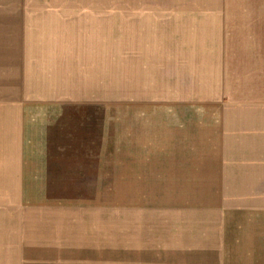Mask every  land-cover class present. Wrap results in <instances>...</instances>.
Wrapping results in <instances>:
<instances>
[{
    "label": "rangeland",
    "instance_id": "1",
    "mask_svg": "<svg viewBox=\"0 0 264 264\" xmlns=\"http://www.w3.org/2000/svg\"><path fill=\"white\" fill-rule=\"evenodd\" d=\"M23 103L72 109L73 195L0 194V223L72 202L99 240L36 264H264V195L209 178L220 109L264 105V0H0V107Z\"/></svg>",
    "mask_w": 264,
    "mask_h": 264
},
{
    "label": "crops",
    "instance_id": "2",
    "mask_svg": "<svg viewBox=\"0 0 264 264\" xmlns=\"http://www.w3.org/2000/svg\"><path fill=\"white\" fill-rule=\"evenodd\" d=\"M42 80L40 78V82ZM32 83L40 89L39 82L32 80ZM40 109L24 103L18 107H0V194L23 196L34 193L31 188L43 186L44 190L46 188L44 194L52 195L54 191L50 188L62 190L65 186L62 193L73 195L72 158L69 157L72 122H67L72 109L69 106L54 108L57 112L53 123H48L47 117L42 119V114L36 113ZM220 111H223L219 113L223 115V121L217 124L218 134L212 133L209 138L210 142L214 140L210 144L217 148L214 158H210L216 164L209 175L214 180L212 186L221 188L218 191L221 194L264 195V105L226 106ZM175 113L184 115L182 110ZM181 121L178 135L185 136L184 118ZM192 127L195 137L199 125L192 123ZM30 171L33 175L29 174ZM175 184L173 182L169 186L174 188ZM50 204L40 202L25 209L29 213V210L43 211L47 208L50 210L48 216L36 211L32 222L0 223V264H36L32 261L34 259L72 260L74 227L81 233L85 232L83 237L77 238L78 242H99L89 239V222H73V217L67 213L73 209L72 202H61L56 208ZM93 251L94 254L84 251L85 256L80 255V258H103L100 251Z\"/></svg>",
    "mask_w": 264,
    "mask_h": 264
}]
</instances>
